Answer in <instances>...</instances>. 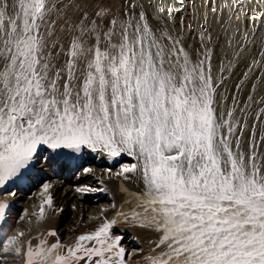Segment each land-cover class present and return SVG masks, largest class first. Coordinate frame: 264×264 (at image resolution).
Instances as JSON below:
<instances>
[{
    "label": "snow or ice",
    "instance_id": "snow-or-ice-1",
    "mask_svg": "<svg viewBox=\"0 0 264 264\" xmlns=\"http://www.w3.org/2000/svg\"><path fill=\"white\" fill-rule=\"evenodd\" d=\"M54 12L58 0H0V191L41 145L126 153L137 163L121 173H138L151 197L139 220L159 236L149 264H264V129L257 138L253 124L242 148L247 121L214 107L210 55L193 63L179 41L161 43L143 11V23L114 18L106 32L85 13L65 46L52 39ZM9 207L0 201V249L24 264H126L115 220L68 244L35 243L7 235Z\"/></svg>",
    "mask_w": 264,
    "mask_h": 264
},
{
    "label": "bare ground",
    "instance_id": "bare-ground-1",
    "mask_svg": "<svg viewBox=\"0 0 264 264\" xmlns=\"http://www.w3.org/2000/svg\"><path fill=\"white\" fill-rule=\"evenodd\" d=\"M124 1L98 0L101 9H95L94 13L97 14L95 20L99 24L100 30L106 32L110 27V21L114 18L117 20L132 18L134 21H139L140 13L143 11L149 27L157 37H162L161 43L171 46L173 41H179L175 47L177 49L182 47L193 63L205 59V56L209 55L210 45L215 41H223L222 44L226 53L233 52L234 46L239 42L233 40L230 41L232 42L230 43L231 46L230 44L226 46V36L223 38L216 32L224 27L226 29V26L231 23L233 25H231L230 30L235 33L236 25H238L243 36L249 39L247 41L253 38L251 30H255L253 39H260L264 50V15H260L264 13V0H242L244 5L239 24L235 19H232V14L236 3L239 5L241 0H182V2L181 0H126V3ZM113 7H117L116 14L110 12ZM161 8L164 9L163 12L160 11ZM169 8L172 9L171 14H169ZM85 13H88L87 4L80 5L76 12L68 13L65 16L64 22L71 23L74 21V24H77L82 18L74 20L75 16L84 17ZM254 16L260 18L253 19ZM55 17L59 20L57 15ZM139 22L143 23V21ZM165 33L172 39L168 40L164 35ZM222 69L225 74L228 70L227 65L224 64ZM72 151L64 148L54 150L47 145L39 146L36 160L26 170L29 178L38 177L39 180L32 183V181H27L25 176H22L20 183L18 181L20 179H14L7 182L6 190L0 191V201H8L10 204L7 210L8 224L10 225L7 235H14L17 231H23L27 226V231H24V239L27 240L30 233L41 232L42 227L55 230L57 223L55 220L58 218L49 219V221H46L45 218L38 220L39 209L38 207L29 208L31 200L45 201L51 196L52 208L57 209L55 202L70 203L75 207V215L59 227L57 234V238H61L63 241L68 238L66 239L68 241L70 234L75 233L77 224L80 225L85 221L86 226H88L86 231H88L96 229L102 223L104 219L103 217L100 219L101 213L112 220L114 218L112 211L117 208L123 199L122 197L126 195V198L131 197V200L120 208L121 212H125L122 214L125 216L124 220L119 221L123 217L120 212L118 220L110 230L111 235L122 238L119 246L125 249V258L131 256V252H134L131 260L142 258L150 251H153V254L145 256L147 259L157 255L159 252L156 246L159 238L158 233L149 227L146 221L143 225L139 223L141 218L151 215L150 211H145L147 207L145 201L151 197L146 194L145 185L138 173H121V166L137 163L136 158L128 156L126 153L117 157H110L105 150L98 148L93 151L90 149V153L83 155L80 162L66 167L63 162V155ZM57 152L61 154L55 158V167L47 168L46 166L52 160L49 158L50 154L47 153ZM99 154H103L110 161L118 159L117 163L121 162V164L111 168L101 167L105 162L104 160L99 161L101 158ZM120 158L124 159L121 160ZM83 162L87 165L83 166ZM77 167L82 169L76 174L75 172L79 169ZM86 169H90V171H85ZM71 174L76 175L71 177ZM65 176L69 177L76 185H72L73 183L65 179ZM46 184L49 185L47 191L44 190ZM12 193H16V195L13 197ZM136 207H140L142 210L135 211L139 215L134 220L133 217H128L129 212L126 211L134 210ZM21 217L24 218L25 223H22ZM46 234L49 238L55 237H51L48 233H44V236ZM0 238H3L2 235ZM38 238L36 237V239ZM36 239L35 241H37ZM21 258V256L4 254L0 249V264H20Z\"/></svg>",
    "mask_w": 264,
    "mask_h": 264
},
{
    "label": "rangeland",
    "instance_id": "rangeland-1",
    "mask_svg": "<svg viewBox=\"0 0 264 264\" xmlns=\"http://www.w3.org/2000/svg\"><path fill=\"white\" fill-rule=\"evenodd\" d=\"M116 2V0H114ZM126 3V0L124 1ZM58 3L60 5V12L59 15L57 13L52 14V19L56 20L55 24V31L52 39L58 41L59 43L64 44L65 46L68 45V42L73 35V26L74 21L71 23L64 22V18L68 13L76 12L77 9H79L80 5L87 4V18L89 20H95V17L97 14H95V9H101L99 6L98 0H58ZM244 2L241 0V3L239 5L235 6L234 13L232 14V19H235V21L239 24L241 19V13L243 10ZM110 12L113 14L117 13V7H113L110 9ZM59 17V20L55 16ZM77 18H83L79 15H76L74 20ZM260 18V17H259ZM232 23L225 27L216 31L219 36H226L225 37V44L228 46L230 41L235 40L236 42H239V44L235 45L233 48L232 53H226V49L224 48V45L222 44L223 41L217 42L215 41L213 44L210 45V52L209 55L211 57L210 63H211V73L213 76L214 83L216 85V92H215V103L214 107L216 108L217 112H224L226 113L229 109L235 108L234 116L236 118L241 119L242 121L246 119L247 121V128L244 130V134L241 140V146L245 150H247L248 142L251 137V128L253 124L256 125L257 130V138H259V135L261 133V130L264 129V118L257 120L256 114L261 110L264 109V50L263 45L261 43L260 39H253L255 37V30H251V36L253 37L250 41L248 38H245L243 36L241 30L238 28L239 26L236 25L235 33L233 30H230ZM224 34V35H223ZM246 35V34H245ZM246 39V40H245ZM238 40V41H237ZM92 43L95 42L94 38H92ZM241 42V44H240ZM231 46V44H230ZM237 46V47H236ZM55 51V50H54ZM66 57L63 55L59 56L56 59L57 66H62L64 60ZM227 65V71L224 74V70L222 69L223 65ZM239 86V87H238ZM251 97V99H249ZM243 110V111H241ZM71 150V149H70ZM264 151V148L261 149ZM90 153V149H88L86 146L82 148L80 152H66L63 155V162L65 166L69 167L74 165L75 163L80 162L81 157L83 155H88ZM50 154L49 158H51V162H49V165H47V168H53L55 167V158L60 156V152L57 153H47ZM101 157L99 161L104 160L103 166L101 167H115L116 165L121 164V162L117 163V160L110 161L106 157L103 156V154H99ZM46 157V156H45ZM48 158V159H49ZM123 160L124 158H120ZM93 164V163H90ZM82 165H87L84 162ZM79 168V167H77ZM82 168H79L75 173L77 174L78 171H80ZM27 171L23 176L26 177L27 181H37L39 178H29L27 175ZM75 174V175H76ZM74 174H71V177ZM74 175V176H75ZM65 179H68V181L72 182L69 177L65 176ZM73 179V178H72ZM19 183L22 181V179L18 180ZM38 183V182H37ZM72 185H76L74 182H72ZM132 184V183H131ZM135 193L137 191L135 190ZM123 199L119 202L117 208H115L112 211V216L114 217L112 220H109L108 217L104 216V213L100 214V219L103 217L102 222H108V221H117L118 216L121 212V207L130 202V198H126V195L122 197ZM44 200L37 201V200H31L29 208L32 207H38L40 209V205ZM56 208L49 207L47 204L44 205L45 208V216L44 218L47 219L46 221H49V219H55L56 217L58 220H55L56 226L54 232L56 233V236H51L54 238H49L47 234L44 236V233H50L53 232L52 228L49 227H42L41 232H32L30 233V237L35 243H38L41 238L47 239L49 243L56 242L57 239H60L59 241L63 244L71 243L75 240V238L81 234L91 232L94 230H88L85 224V221L82 224H77L75 228V233H71L69 236V240L66 241V238L64 241L61 240V238H57V234L59 233V227L67 223L73 215H75V207L68 203H54ZM28 205V204H27ZM26 205V206H27ZM142 209L140 207H136L134 210L126 211L128 213V217H132L133 211H141ZM125 212H121L124 214ZM59 216V217H58ZM124 217H121L119 221L124 220ZM43 218V219H44ZM24 219V218H23ZM21 219L25 223V221ZM89 220V219H88ZM27 227V226H26ZM24 228V231H27V228ZM9 229V228H8ZM76 235V236H74ZM36 237H39L36 239ZM75 237V238H74ZM28 238V239H29ZM37 241H35V239ZM27 239V240H28ZM134 252H131V256L128 258L124 257L126 264H149V261L147 257L153 254V251H150L147 253L144 257L139 259H132L131 257ZM130 255V253H129ZM24 264L23 257L21 258L20 264ZM16 263V261H15Z\"/></svg>",
    "mask_w": 264,
    "mask_h": 264
}]
</instances>
